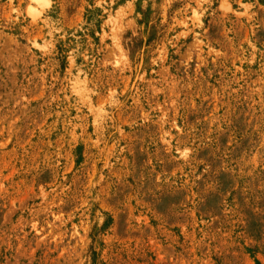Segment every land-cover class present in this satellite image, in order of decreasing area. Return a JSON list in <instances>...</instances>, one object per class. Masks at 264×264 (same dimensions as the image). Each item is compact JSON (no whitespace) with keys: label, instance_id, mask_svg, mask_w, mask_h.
<instances>
[{"label":"rangeland","instance_id":"rangeland-1","mask_svg":"<svg viewBox=\"0 0 264 264\" xmlns=\"http://www.w3.org/2000/svg\"><path fill=\"white\" fill-rule=\"evenodd\" d=\"M0 264H264V0H0Z\"/></svg>","mask_w":264,"mask_h":264}]
</instances>
